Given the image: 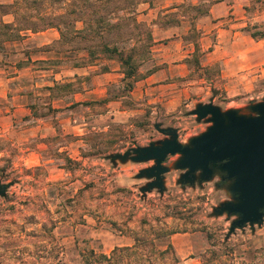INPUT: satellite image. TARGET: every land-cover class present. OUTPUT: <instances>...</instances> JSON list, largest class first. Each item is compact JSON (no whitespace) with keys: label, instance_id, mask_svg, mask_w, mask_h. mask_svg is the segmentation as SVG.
<instances>
[{"label":"rangeland","instance_id":"obj_1","mask_svg":"<svg viewBox=\"0 0 264 264\" xmlns=\"http://www.w3.org/2000/svg\"><path fill=\"white\" fill-rule=\"evenodd\" d=\"M215 1L0 0V184L12 183L0 197V264H264V220L230 232L236 217L213 214L231 200L221 173L180 185L179 156H169L164 192L142 193L150 180L137 175L154 163L111 158L164 140L155 125L187 144L211 125L190 115L197 105L250 115L264 100V0H231L230 11L207 22ZM170 27L181 37L185 76L142 97L137 83L168 67L153 36ZM103 45L133 59L134 77ZM42 56L55 59L33 61ZM84 65L93 67L88 106L73 96L83 88L78 78L54 85L63 108L53 109L41 81L68 80ZM13 93L33 95L31 115Z\"/></svg>","mask_w":264,"mask_h":264},{"label":"water","instance_id":"obj_2","mask_svg":"<svg viewBox=\"0 0 264 264\" xmlns=\"http://www.w3.org/2000/svg\"><path fill=\"white\" fill-rule=\"evenodd\" d=\"M248 110L250 115L236 109L222 111L213 103L197 105L190 115L211 125L187 144L179 142L176 129L155 125L157 132L166 137L164 140L111 158L154 163L137 175L150 180L142 193L153 189L164 192V177L170 172L164 163L169 156H179L173 168L182 172L180 185L194 186L197 182L201 186L219 172L223 175L220 180L228 182L223 188L231 200L221 203L213 214L236 217L230 232L247 225H261L264 220V100L249 106ZM11 185L0 184V197L6 196Z\"/></svg>","mask_w":264,"mask_h":264},{"label":"crops","instance_id":"obj_3","mask_svg":"<svg viewBox=\"0 0 264 264\" xmlns=\"http://www.w3.org/2000/svg\"><path fill=\"white\" fill-rule=\"evenodd\" d=\"M233 8V5L231 3V0H217L215 1L208 9L207 14L205 15L204 19L205 21H209L211 19H217L218 17L224 16L228 11H230ZM178 30L175 27H170L166 30H160L155 34L154 37V42L157 43L155 46V53H157L156 56L163 58V60L159 63V65L167 64L168 67H163L157 69L155 72L151 73L150 75L146 76L143 80L137 83L138 89H140V96L142 97H154L156 95V89L160 86L158 85L164 80H168V78L173 79L174 77H181L183 78L185 76V69L186 66L182 62V59L184 58H178V55L181 54L182 49L184 48L181 45H178V41L181 40L180 35L177 33ZM48 31L42 32L40 34L46 35ZM46 37V36H45ZM164 39H168L167 42H164ZM58 40V36L53 37L51 40L47 41V43L43 45H47L51 43V41H56ZM212 54V53H211ZM55 58L49 57V56H42L39 58H36L33 61H41V62H48L51 61ZM92 66L84 65L83 67H73L70 69V76H68V80L64 76L63 80L61 78H57V74L54 75L53 81H46V79H41L43 82L41 86H39V89L45 88V95L47 97H51L52 99V108L53 109H61L63 107L58 106L57 104L62 101L61 97H54L52 96L51 90L48 88H53L54 85H63L64 83H73L75 82L78 78H83V88L81 90V93L74 92L73 96H78L80 95L82 97L81 100H75L77 105H84L88 106L87 103L89 99L92 97L94 93L93 89V78L90 76L92 72ZM44 72V71H43ZM46 72V71H45ZM110 73H104L102 74V78H105V76L109 77ZM90 77V78H89ZM14 78L6 79V82L8 83L9 81L13 80ZM107 80V85H108V80L110 78H106ZM61 80V82H59ZM55 82V83H54ZM169 84V85H168ZM141 85V86H140ZM155 85H158L155 86ZM171 83L167 82L166 86H170ZM35 87H38L37 83ZM37 95H42V91H38ZM10 90L5 91V96H8L10 94ZM14 101H17V107L23 108L28 112L29 115H31V111L33 110V104L31 101L33 99V95L29 93H22L20 95L18 94H12ZM158 98V97H157ZM156 98V99H157ZM76 99V98H75ZM81 102V103H78ZM46 105V104H45ZM57 105V106H56ZM74 104L72 102L67 103L65 107H70L73 106ZM22 109V110H23ZM41 120V119H40ZM74 124H76V121H73ZM86 123L81 124V125H75L73 128H78V127H86ZM45 126L48 125L45 124ZM73 126V125H72ZM50 128V127H49ZM46 137V136H44ZM65 150L67 151L68 148L64 145L60 147V150ZM71 157V156H69ZM126 241L124 236L121 237H116V240L114 241L115 245L117 247H120L123 245L122 243Z\"/></svg>","mask_w":264,"mask_h":264},{"label":"trees","instance_id":"obj_4","mask_svg":"<svg viewBox=\"0 0 264 264\" xmlns=\"http://www.w3.org/2000/svg\"><path fill=\"white\" fill-rule=\"evenodd\" d=\"M133 24L136 25L137 27L141 26V25L135 24V22H133ZM2 25L7 27V25H9V24H2ZM106 25H108V24H106ZM30 31L33 32V30H30ZM93 32H95V34H96V31H93ZM149 38H150V36H149ZM252 38H256V36L252 35ZM261 38H264V34L261 36ZM103 52L106 53V54L116 55L118 57L119 62L121 63V65L128 66V68H127V70L125 72V78L130 79V78L134 77L133 67L129 68V66H131L134 63L133 59L131 57L128 56V57L124 58V56L120 52H118V50L116 48H114V47L113 48H109V46H107V45H103ZM130 63H132V64H130ZM48 89L52 90L53 88H48ZM101 257L104 258V259H107V257L105 255H102Z\"/></svg>","mask_w":264,"mask_h":264},{"label":"flooded vegetation","instance_id":"obj_5","mask_svg":"<svg viewBox=\"0 0 264 264\" xmlns=\"http://www.w3.org/2000/svg\"><path fill=\"white\" fill-rule=\"evenodd\" d=\"M221 176H223V175H221ZM220 183L221 184H226V183H228L226 180H224V181H222V180H220Z\"/></svg>","mask_w":264,"mask_h":264}]
</instances>
